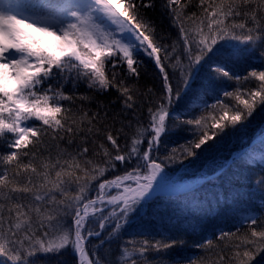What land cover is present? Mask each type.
<instances>
[{"label":"snow or ice","instance_id":"6c2138e0","mask_svg":"<svg viewBox=\"0 0 264 264\" xmlns=\"http://www.w3.org/2000/svg\"><path fill=\"white\" fill-rule=\"evenodd\" d=\"M148 10L159 11V39ZM257 49L259 66L238 70ZM143 57L158 87L140 84ZM258 108L264 0H0V264L68 252L76 264H165L204 230L190 217L225 205L232 215L241 169L259 167L264 191V152L208 162L194 190L166 168L200 160ZM169 184L192 206L177 204L161 231L164 218L152 220L168 205L152 216L150 206ZM232 218L174 264H252L264 254V200Z\"/></svg>","mask_w":264,"mask_h":264},{"label":"trees","instance_id":"16d2710c","mask_svg":"<svg viewBox=\"0 0 264 264\" xmlns=\"http://www.w3.org/2000/svg\"><path fill=\"white\" fill-rule=\"evenodd\" d=\"M148 14L153 17L157 21V34L156 38L159 39L161 35V27L159 26L161 23V18L159 16V11L153 12L152 10H148ZM164 29L167 30V20L163 21ZM144 65L141 69V77L140 84L142 86H159V78L157 76V70L154 68L152 62L147 57H143ZM260 64V49H257L252 53L251 56L245 57L242 61L239 62V69L243 70L244 67H256ZM231 90V88H229ZM115 93L111 97H101V99L109 100L114 99ZM209 103H212L209 100ZM261 129H264V110L257 109L251 120L249 121L246 128L237 129L235 132H229L223 139L219 141L204 157L200 160H196L194 163H190V160H183L182 162H177L174 164H170L168 168H166V172L170 178V180L182 181L188 180L193 181L194 179L200 177L199 173L204 168L205 164L210 161H223V160H231L234 156L241 152H249L255 153L256 155L264 152V144H261V137L256 138L260 135ZM187 136L186 132H179L175 136L169 138L171 143H181L183 139ZM212 143V142H209ZM194 159V158H190ZM260 173V168L256 165H250L247 169H241V180L237 184V187L241 189L243 192V196H241L235 207L232 215H244L247 214L249 209H257L259 210L260 201L264 200V191H261L254 183L255 177ZM202 182L194 185L191 189L199 188ZM190 191H186L180 194H160V198L156 201V203L150 206L149 215L152 216V210L155 208H163V206L168 205L166 210H161L156 212L155 217L152 220L153 224H157L159 217H163L162 223L158 224V227L161 231L164 230L166 226L170 223H175V215H179L180 212L173 213V208L179 204L181 207L184 202L187 200L189 206H192ZM197 195H201L197 193ZM232 209V206L225 205L220 211L222 215L219 216H207V217H195L190 219L193 223L199 221L203 224L204 230L201 232L197 230L196 233L188 231L185 234V239L187 243L182 249H174L165 257V264H174L177 260H182L183 258L189 256H198L200 255V251L193 247L195 242L201 240L203 236L209 235L211 232L215 230V226L232 228L235 224V220L232 218V215H224L225 213H229ZM187 215L185 211L183 213ZM169 217H173L170 221ZM187 227V225H184ZM139 238V237H138ZM61 261L62 264H76V258L70 253H64L61 256H38L36 258L37 264H57V261ZM252 264H264V254L257 255Z\"/></svg>","mask_w":264,"mask_h":264},{"label":"water","instance_id":"95a60500","mask_svg":"<svg viewBox=\"0 0 264 264\" xmlns=\"http://www.w3.org/2000/svg\"><path fill=\"white\" fill-rule=\"evenodd\" d=\"M258 137H260V135L257 136L256 138H258ZM200 182H202V179L201 178H197L195 181H192V182L180 181L179 183L181 185H188L191 188L192 186H194V185H196V184H198ZM186 191H187V189H184V188H177V189H174V190H171V191L163 189L161 194H180V193H184Z\"/></svg>","mask_w":264,"mask_h":264},{"label":"rangeland","instance_id":"374dc122","mask_svg":"<svg viewBox=\"0 0 264 264\" xmlns=\"http://www.w3.org/2000/svg\"><path fill=\"white\" fill-rule=\"evenodd\" d=\"M47 42H51V40H52V38H50V37H45L44 38ZM10 86H14V82H12L11 83V85ZM198 178H200V177H198ZM197 179V178H196ZM196 179H194L193 181H195ZM185 181H187V180H185ZM177 182V181H176ZM188 182V181H187ZM176 184H178V183H176ZM174 187H176V186H174V185H171V184H169V185H167L164 189L165 190H174Z\"/></svg>","mask_w":264,"mask_h":264}]
</instances>
